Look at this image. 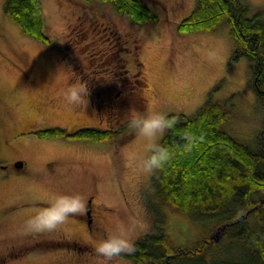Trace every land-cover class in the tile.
Instances as JSON below:
<instances>
[{
  "label": "rangeland",
  "instance_id": "1",
  "mask_svg": "<svg viewBox=\"0 0 264 264\" xmlns=\"http://www.w3.org/2000/svg\"><path fill=\"white\" fill-rule=\"evenodd\" d=\"M146 1L156 20L137 25L97 2L42 0L45 32L50 37L44 43L26 35L5 14L6 0H0V172L13 176L0 182V208L33 198V203H17L15 213L1 219L0 255L8 253L9 245L34 234L28 228L34 213H19L20 208H44L55 194L80 193L85 201L94 195L102 213V230L93 235L80 214L55 232L43 233L46 238L68 241L71 248L74 242L84 246L86 250L79 254L65 244L36 251L31 259L0 264H98L93 241L105 238L106 230L132 228L134 242L157 231L145 201L153 194V173L137 166L146 155L144 142L130 128L113 140L97 143L38 135L56 127L69 133L77 125L97 122L80 108L65 107V73L80 80L77 72L85 69L98 74L99 80L101 75L108 80V58L112 57L113 78L127 76L132 92L128 96L137 99L129 104L126 115L115 118L117 128L128 123L132 113L143 115L155 109L190 116L212 101L225 102L230 108L223 128L240 141L254 146L264 134V106L252 83L249 61L233 59L236 42L228 22L213 31L181 34L178 25L192 12L196 0ZM245 1L253 11L264 9V0ZM54 25L63 28L59 38L52 31ZM14 159L28 165L17 166ZM47 162L55 165L49 168ZM162 210L177 245L190 246L211 235V223H195L166 207ZM217 232L212 235L219 239ZM112 264L133 263L120 255Z\"/></svg>",
  "mask_w": 264,
  "mask_h": 264
},
{
  "label": "trees",
  "instance_id": "2",
  "mask_svg": "<svg viewBox=\"0 0 264 264\" xmlns=\"http://www.w3.org/2000/svg\"><path fill=\"white\" fill-rule=\"evenodd\" d=\"M110 6L137 25L155 21L146 0H84ZM5 14L28 36L50 42L42 0H6ZM264 9L254 10L245 0H196L192 12L178 25L181 34L209 32L227 21L236 42L233 59L247 58L252 83L264 106ZM177 117L175 130L160 143L176 150L164 168L153 172V194L145 198L153 213L154 233L134 242L123 253L133 264H264V134L254 146L223 128L230 115L225 102H206L195 114ZM190 130L203 136L190 153H183L180 133ZM42 137H71L105 142L115 132L86 129L67 133L60 127L37 132ZM166 207L195 223H211V235L181 247L172 239ZM220 230L217 239L213 232Z\"/></svg>",
  "mask_w": 264,
  "mask_h": 264
},
{
  "label": "clouds",
  "instance_id": "3",
  "mask_svg": "<svg viewBox=\"0 0 264 264\" xmlns=\"http://www.w3.org/2000/svg\"><path fill=\"white\" fill-rule=\"evenodd\" d=\"M56 38L63 35V28L52 27ZM66 87L62 91V101L68 110L83 108L88 103V85L80 80H74L70 73L63 76ZM129 128L144 142L146 155L140 157L137 166L141 171L151 174L164 168L176 155L172 147L160 143L161 138L170 130H175L178 119L168 116L155 109H149L146 114L132 113L129 117ZM183 153H190L202 141L203 136L185 130L180 133ZM85 198L80 193L55 194L44 208L35 210L28 220V228L34 233H53L64 225L71 217L81 214L85 209ZM105 238L93 241L94 251L99 258L98 264H112L114 258L134 249L132 228L121 227L116 230H106Z\"/></svg>",
  "mask_w": 264,
  "mask_h": 264
},
{
  "label": "flooded vegetation",
  "instance_id": "4",
  "mask_svg": "<svg viewBox=\"0 0 264 264\" xmlns=\"http://www.w3.org/2000/svg\"><path fill=\"white\" fill-rule=\"evenodd\" d=\"M115 55L118 56L120 59L121 58L118 54V52H115ZM112 58V57H111ZM108 58V62H111V65L108 67L107 74H108V80L106 77L102 79L101 75V80L97 78L98 74L94 72L85 73V69H79L78 70V75L80 76V81L85 82L88 85L89 88V95H88V103L85 107L80 108L84 113L89 114L90 120H95L96 124H87L86 122L81 125H77L72 128V130L69 132L70 134L73 133H78L81 131H84L86 129L89 130H97L101 132H115V138L121 136L126 129L129 128V123H126L120 127L122 128H117L115 126V118H118L119 116H122L123 114H127V108H129L133 101L137 99H133L135 97H129L128 94L132 93L131 91L128 90V78H121L117 79L116 75H114V78L112 76V59ZM124 65V64H123ZM130 84V83H129ZM135 91V90H134ZM112 92H115V94L112 96ZM129 104H131L129 106ZM82 112V113H83ZM66 130V129H65ZM67 131V130H66ZM15 162L17 163V166H25L28 165L26 162L20 159H14ZM46 165L50 168L55 165V163L47 162ZM30 167L28 166V170ZM30 174V171L27 172ZM12 175H7L4 173L0 172V182H8L9 180L12 179ZM25 177V176H23ZM32 199H28L25 201H18V202H11L8 203L6 206L0 208V221L1 219L5 216H9L15 212L12 211L17 205V203H33L31 202ZM95 196L92 195L90 198L86 200L85 203V209L84 211L80 214L82 218V223L85 224L86 229L88 233L90 234H95L97 232H101L102 227L99 223V218L101 216V211H99L96 208L95 205ZM28 205V204H27ZM38 206V205H37ZM32 207L31 208H20L18 211L20 212H33L35 213L36 209H39V207ZM35 208V209H34ZM17 211V212H18ZM7 212H12V213H7ZM77 218L78 217H74ZM40 237H37L36 234H28L24 237L23 242L20 244H12L9 245V251L8 253L4 255H0V262L2 263H8V261H13L15 259H31L33 254L36 251H42L43 249H49V248H55L57 247H62L63 245L68 247L69 251H74V252H79V250H82L83 248L86 250L84 246H81L80 248L77 246V242H74L72 244V248L70 247V244L68 241H63L62 239H51V238H46L45 234L39 233ZM42 249V250H41ZM33 253V254H32ZM79 254V253H78ZM3 256H7V259H4Z\"/></svg>",
  "mask_w": 264,
  "mask_h": 264
},
{
  "label": "water",
  "instance_id": "5",
  "mask_svg": "<svg viewBox=\"0 0 264 264\" xmlns=\"http://www.w3.org/2000/svg\"><path fill=\"white\" fill-rule=\"evenodd\" d=\"M217 233H220V230H218V232Z\"/></svg>",
  "mask_w": 264,
  "mask_h": 264
}]
</instances>
